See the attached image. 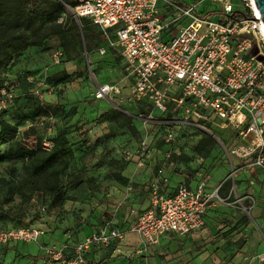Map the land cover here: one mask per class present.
I'll return each mask as SVG.
<instances>
[{
	"label": "built area",
	"instance_id": "1",
	"mask_svg": "<svg viewBox=\"0 0 264 264\" xmlns=\"http://www.w3.org/2000/svg\"><path fill=\"white\" fill-rule=\"evenodd\" d=\"M58 1L64 6L73 4L77 19L100 28L107 42L99 53L105 55L111 49L126 66L120 82L110 80L98 87L96 100L107 99L115 108L120 106L115 105V98L120 104H150L163 118L156 122L170 126L166 135L170 143L177 141L184 128L228 132L238 142L227 153L229 158L244 162L240 168L232 164L229 177L233 180L239 172L264 169V23L254 0H241L239 8L233 0H201L193 5L176 0ZM205 3L209 4L200 12L199 6ZM62 55L60 50L54 52L55 64ZM127 86L130 97L124 98ZM11 99L9 94L0 100V111ZM46 119L53 123L52 117ZM149 147L148 138L143 139L135 151H126L128 159L144 160L151 153ZM41 148L50 152L53 142L46 139ZM164 171L165 167L159 168L151 182L152 208L135 211V223L127 232L107 222L72 252L67 246H47L50 264H93L87 259L90 250L120 242L127 233L143 240L144 248L136 251L141 255L168 233L201 232L208 211L218 204L241 201L224 198L222 185L209 189L210 176L202 173L195 188L181 185L167 196L162 191L168 182ZM249 183L255 185L250 177ZM44 235L45 230L39 228H5L0 223L2 245L13 241L39 244ZM254 262L264 264V252L246 259V264Z\"/></svg>",
	"mask_w": 264,
	"mask_h": 264
},
{
	"label": "rangeland",
	"instance_id": "2",
	"mask_svg": "<svg viewBox=\"0 0 264 264\" xmlns=\"http://www.w3.org/2000/svg\"><path fill=\"white\" fill-rule=\"evenodd\" d=\"M176 1L193 5L201 0ZM33 2H39L45 9L49 4L54 5L55 0ZM233 3L236 8L242 5L241 0H233ZM208 4H201L199 11L203 12ZM64 7L65 13L54 21L48 15L43 21L34 20L27 37L39 45L25 48L13 55L9 65L0 67V100L12 95L5 109L0 111V123L5 121L18 128L13 143H0V223L5 228L34 227L45 232L49 229L46 219L52 216L55 199L30 175L26 163L17 158L16 150L18 146L39 148L41 142L55 138L59 131L65 132L72 153L66 159L67 168H57L61 172L58 187L63 199L57 205L63 208L62 214H73L76 222L84 219L78 208L88 215L90 207L96 208L95 200L102 201V196L104 199L105 189L120 171L138 160V156L128 159L126 151H135L145 138H148L150 152L163 153L170 158L162 161L160 167H170L182 177L193 178L199 169L211 170L223 163L212 173L211 185L223 178L225 170H230V163L236 168L244 165L242 160L229 158L227 153L238 142L226 131L213 129L209 133L184 128L177 141L170 143L166 140L170 126L156 122L163 118L150 104H120L115 98V105L120 106L112 110L114 105L109 100H96L99 85L109 80L120 82L127 73L126 66L116 55L99 53L100 38L96 35L87 37L95 44L92 49L85 47L82 35L61 39L57 33L59 24H81L72 8ZM88 26L94 34L103 32L98 27ZM57 50L63 53L59 64H55L53 58ZM37 92L44 102L58 108L40 107L42 99ZM122 95L129 98L130 90L125 89ZM50 115L56 118L53 123L46 119ZM231 173L232 169L227 177L230 184ZM251 173L255 186L250 187L257 191L258 199L264 201V169L257 168ZM237 176V181L249 177L243 173ZM261 190L263 195L259 198ZM247 212L253 214V211ZM91 213L94 214V210ZM44 238L46 235L40 243ZM18 243L17 246L13 242L0 246V264H28L30 260H25L18 251L23 247L31 253L38 252L36 243ZM175 246L170 247V258L181 253L175 251ZM251 253L249 255H255ZM200 254L203 253L193 252L188 258L194 264H202L207 257Z\"/></svg>",
	"mask_w": 264,
	"mask_h": 264
},
{
	"label": "crops",
	"instance_id": "3",
	"mask_svg": "<svg viewBox=\"0 0 264 264\" xmlns=\"http://www.w3.org/2000/svg\"><path fill=\"white\" fill-rule=\"evenodd\" d=\"M125 89H129V86L123 91ZM137 159L129 163L111 181L104 191V199L102 196V201L95 200L96 208L90 207L88 215L78 208L80 214L84 215V219L79 222L74 221L73 214H62L64 210L60 205L53 206L52 216L46 219L49 226V229H46V239L38 244V252L31 253L23 247L18 250L19 254L25 260H30L28 264H50L52 259L46 255L47 246L63 247L68 244L73 249L90 234L97 232L104 222H111L114 227L127 232L135 223V211L152 208L151 182L161 168V162L170 158L163 153L151 152L144 160ZM217 167L211 170L199 169L193 178L182 177L174 173L170 167L164 171V178H167L168 182L162 187V191L167 196L175 193L181 185L195 188L202 180L200 176L202 173L210 176L209 189L213 190L222 185L221 195L224 198L231 196L233 200L241 199L237 204H218L209 210L205 227L201 232L184 236L168 233L161 238L159 244L148 246L147 252L141 255H136V251L144 248L143 240L134 233H127L120 242L115 241L109 247L90 250L87 259L93 264H107L110 261H117L118 264H194L188 256L193 252H200L203 253L200 254L202 257H207L202 264H246L247 258L262 254L264 201L258 199L257 191L248 183L252 173L239 172L249 177L237 181V176L235 180L231 179L230 184L227 179L232 169L230 163V170H225L223 178L211 185L212 173ZM262 195L263 190L258 195L259 198ZM250 208L253 211L252 215L247 212ZM92 210L94 214L91 213ZM13 243L17 246L18 242ZM173 244L176 245L175 251L181 253L170 258V247ZM250 251L255 255H249Z\"/></svg>",
	"mask_w": 264,
	"mask_h": 264
},
{
	"label": "trees",
	"instance_id": "4",
	"mask_svg": "<svg viewBox=\"0 0 264 264\" xmlns=\"http://www.w3.org/2000/svg\"><path fill=\"white\" fill-rule=\"evenodd\" d=\"M31 3L35 4L30 6ZM43 4H46V2ZM68 5L73 6V4L69 3ZM49 6H51V8ZM39 7L40 3L33 2V0H0V67L9 65L13 59V55L18 54L25 48L32 45H39V43L36 41H31L30 37H27V32L30 30V25L34 20L43 21L46 18V15H48L49 18H52L51 21H54L58 16H61L63 13H65L64 5L58 0H55L54 5L49 4L48 8L43 9L42 7ZM80 20V25L74 24L69 26L67 23L59 24L58 28L60 30L59 32L57 31V33L61 39L64 40L69 37H78L82 35L84 37L85 47L87 49H92L95 44L93 45L91 41H88L87 37L96 35L100 38L98 49L102 46H105L107 41L105 39L104 32L94 34L91 28L88 26L94 25H92L86 19ZM108 54L118 56L111 49H108L104 56ZM40 105V107L45 109L58 108L53 104L44 102L43 99L40 101ZM114 109L117 108L113 107L112 110ZM144 114L147 115V112H144ZM50 117L56 119L52 115H50L49 118ZM17 133L18 128L16 126L5 121L0 123V143H13L16 139ZM50 140L53 142V149L50 152L43 151L41 146L35 149L18 146L16 155L17 158L26 163V166L30 171V175L37 182L40 181L41 185H43V187L47 189V191L53 196L55 199L54 204L57 205L63 202V199L61 200V189L58 187V179L61 172L57 170V168L59 166H61L63 169L67 168L68 164L66 159L69 158L72 150L69 147L65 132L63 131H59L56 137ZM4 158L5 157H3V159ZM105 224L106 222H104L102 225L104 226ZM100 229H98L97 232ZM95 233L90 234L88 237ZM85 239L76 244L75 247L83 243ZM1 245L2 244H0V246ZM61 246L59 247H64ZM65 246L69 247L68 252H72L74 250V248L71 249V246L68 244Z\"/></svg>",
	"mask_w": 264,
	"mask_h": 264
},
{
	"label": "water",
	"instance_id": "5",
	"mask_svg": "<svg viewBox=\"0 0 264 264\" xmlns=\"http://www.w3.org/2000/svg\"><path fill=\"white\" fill-rule=\"evenodd\" d=\"M254 4L264 23V0H254Z\"/></svg>",
	"mask_w": 264,
	"mask_h": 264
}]
</instances>
